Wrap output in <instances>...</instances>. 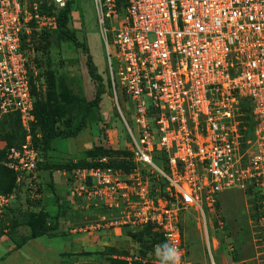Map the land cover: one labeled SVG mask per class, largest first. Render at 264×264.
I'll use <instances>...</instances> for the list:
<instances>
[{
  "label": "built area",
  "instance_id": "2783aa9c",
  "mask_svg": "<svg viewBox=\"0 0 264 264\" xmlns=\"http://www.w3.org/2000/svg\"><path fill=\"white\" fill-rule=\"evenodd\" d=\"M70 1L0 0V123L17 114L27 133L24 144L7 150L4 165L18 183L31 184L36 199L43 152L31 135L33 89L44 38L59 30ZM93 1L135 169H76L75 195L116 210L115 226L155 227L178 248L181 264V221L193 213L216 264L210 229H224L220 196L239 189L257 205L264 244V0ZM117 85L133 106L130 122ZM5 146L0 131V150ZM15 196H0V218Z\"/></svg>",
  "mask_w": 264,
  "mask_h": 264
},
{
  "label": "rangeland",
  "instance_id": "374dc122",
  "mask_svg": "<svg viewBox=\"0 0 264 264\" xmlns=\"http://www.w3.org/2000/svg\"><path fill=\"white\" fill-rule=\"evenodd\" d=\"M67 28L76 34L81 45L88 46L102 81H95L90 76L88 55L82 48L76 47L61 33L52 34L47 52L42 55L44 62L39 70L41 76L38 77L34 90L38 116L31 135L34 145L43 152L39 168L49 166L54 167V170H63L70 163L77 164L98 157L100 150L124 152L131 148V140L114 101L106 43L101 35L93 0H75ZM112 58L115 59L114 52ZM114 65L116 67L115 60ZM117 87L121 111L130 122L133 106L120 85ZM100 89L104 92L101 101L98 106H93L91 113L87 115V104L95 100ZM8 118L12 120L13 126L17 123L16 115ZM84 118L87 124L76 137L68 138L64 135L73 132ZM6 120L0 123L3 136L14 131L18 138L16 144L23 143L19 137L22 131L6 129ZM42 120H45L52 131L64 133L52 141L48 150L43 149ZM71 175L73 176L72 173ZM148 181L149 179L145 183ZM10 182L14 185L16 180ZM17 188L19 191L12 199V204L5 216L0 218V232L16 225V219L21 218L20 213L28 209L26 206L30 199L26 184H18ZM159 188L160 185L157 186V189ZM14 192L15 189L0 196L10 197ZM220 203L218 209L224 223L223 232L219 234L216 230L210 229L211 240L214 241L212 253L217 263L264 264V244L259 241L260 235L256 227L257 205L251 196L245 195L239 189H233L221 194ZM98 205L99 211H108L105 214L110 219L119 218L115 210H110L103 203ZM41 217H43L41 214L33 215L31 221L38 224L42 222ZM195 219L193 213L182 217L186 250L184 261L186 264H211L204 234ZM122 228L121 238H113L105 251L94 254L98 264L160 263L155 248L164 244V241L155 227L125 225Z\"/></svg>",
  "mask_w": 264,
  "mask_h": 264
},
{
  "label": "crops",
  "instance_id": "0c3cea01",
  "mask_svg": "<svg viewBox=\"0 0 264 264\" xmlns=\"http://www.w3.org/2000/svg\"><path fill=\"white\" fill-rule=\"evenodd\" d=\"M74 170L39 168L35 182L42 192L38 199L31 197V184L17 181V184H26L29 193L25 212L43 214L44 224L50 231L18 248L10 238L13 227L3 229L0 264H98L94 254L105 251L113 238H121L125 225H113L115 220L105 214L108 211H99L98 204L75 195L71 175ZM212 256L218 264L213 253Z\"/></svg>",
  "mask_w": 264,
  "mask_h": 264
},
{
  "label": "trees",
  "instance_id": "16d2710c",
  "mask_svg": "<svg viewBox=\"0 0 264 264\" xmlns=\"http://www.w3.org/2000/svg\"><path fill=\"white\" fill-rule=\"evenodd\" d=\"M75 3V0H71L67 7L65 9H63V11L60 14V18H59V22H60V27L59 30L54 32V33H61V35L64 38H68L71 42H73L76 47L78 48H82L83 51L88 55V67H89V74L90 76L98 82L102 81V77L98 74L97 72V67L96 65L93 63V58L92 55L90 53V50L88 48L87 45H81L80 42L78 41V39L76 38V34L74 32H71L70 30H68L67 26L69 23V19H70V15L72 12V8L73 5ZM53 33V34H54ZM52 34H48L45 38H44V44L42 45L43 48V52H47L46 49L48 48V42L49 39L51 38ZM43 60H38L39 63V67L42 66L43 64ZM41 74L39 75L40 78ZM35 88L33 89V94L35 96L34 93ZM104 94L103 90H99L97 92L96 98L94 101L90 102L87 104V115H89V113H91L92 107L93 106H98L100 101H101V97ZM36 99V97H35ZM12 115H16L17 117V123H15V125L13 126L12 124V120L9 119L8 116H5L3 118V120L7 119L6 122V129H9L10 131H13V129H17V130H21L22 132H20L19 137H20V141H22L23 143L20 144H16L18 142H16V139H18L14 133V131L12 133H8L5 134L3 136V141L6 143V146L0 150V195L3 194L4 192H12V190L15 189L14 195H16L19 191V188H17V175L9 170L8 168L5 167V157H6V152L9 148L12 147H20L22 144L25 143V138H26V132L22 127L21 124V120L19 115L17 114H12ZM37 105H36V101H35V117H36V122H37ZM9 119V120H8ZM43 123V127H44V140H43V149L48 150L50 145L52 144V141L58 137H60L61 135H63V132H57V131H52L50 129V127L48 126V124L45 122V120H42ZM87 124L86 119L84 118L81 122L78 123V127L73 131V132H68L66 134H64L65 136H67L68 138H73L76 137L79 133L80 130L82 128H84ZM35 124L32 125V129L33 126ZM249 127L252 126V122L250 121V124L248 125ZM36 146V145H35ZM132 157V153L129 151H112V150H100L98 157L93 158L92 160L88 161V160H83L77 164H69L68 166H66L67 169H79V168H112L114 170H118V171H122L124 174H131L134 172L135 169V165L133 163V161L131 160ZM102 159H106L107 163H103L101 162ZM49 167V166H48ZM39 168V165H38ZM50 168V167H49ZM51 169H54V167H51ZM16 180V183L14 185H12V183L10 182V180ZM38 186V185H37ZM165 188V185L163 186V189ZM38 192H42V189L38 186ZM21 218H17L16 219V225L13 226V230L10 233V238L11 240L14 242V244L18 247L21 248L25 245V243L33 238H37L39 236L45 235L47 234L50 229L46 226V224H44L43 221V217H41L42 222L38 223V224H34L31 221V218L33 217V215L39 216V214H34V212L31 211H27L24 213H20ZM43 216V214H41ZM25 217V219H24ZM30 228H28V226ZM32 224V226L30 225ZM22 226V228L20 229V227ZM147 227H153L151 225L147 226ZM161 234V233H160ZM162 236V234H161ZM163 237V236H162ZM164 241V238H163Z\"/></svg>",
  "mask_w": 264,
  "mask_h": 264
},
{
  "label": "clouds",
  "instance_id": "9594fccd",
  "mask_svg": "<svg viewBox=\"0 0 264 264\" xmlns=\"http://www.w3.org/2000/svg\"><path fill=\"white\" fill-rule=\"evenodd\" d=\"M155 254L160 264H181V256L178 248L165 242L155 248Z\"/></svg>",
  "mask_w": 264,
  "mask_h": 264
}]
</instances>
